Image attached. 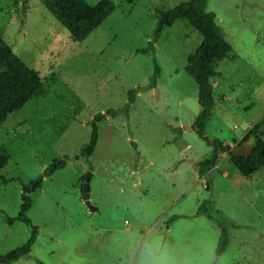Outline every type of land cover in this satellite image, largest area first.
<instances>
[{
	"label": "rangeland",
	"instance_id": "obj_1",
	"mask_svg": "<svg viewBox=\"0 0 264 264\" xmlns=\"http://www.w3.org/2000/svg\"><path fill=\"white\" fill-rule=\"evenodd\" d=\"M83 1L94 6L101 0ZM110 1L114 13L77 42L43 0H0V37L49 91L0 126L7 158L0 174L8 181H0V257L32 236V227L16 220L23 185L68 158L30 195L27 216L38 237L30 255L13 264H264V166L246 177L225 153L200 182L191 164L213 153L192 130L201 107L186 72L203 37L180 20L162 32L154 52L137 53L153 42L158 13L188 0ZM208 11L235 59L218 63L205 132L232 150L264 119V0H208ZM154 57L161 68L157 88L137 96L128 119L103 120L93 156L76 160L95 115L122 109L130 90L150 83ZM89 172L94 213L82 199ZM205 202L214 220L198 214ZM175 216L182 218L168 227ZM222 220L230 241L217 256Z\"/></svg>",
	"mask_w": 264,
	"mask_h": 264
},
{
	"label": "trees",
	"instance_id": "obj_2",
	"mask_svg": "<svg viewBox=\"0 0 264 264\" xmlns=\"http://www.w3.org/2000/svg\"><path fill=\"white\" fill-rule=\"evenodd\" d=\"M46 10L68 31L70 36L77 42L85 41L94 33L116 10V6L110 0H101L92 6L83 0H43ZM158 21L153 35V42L149 43L147 49L138 50V54L147 55L154 52V43L162 32L172 27L177 21H186L202 37L203 41L197 51L189 56L186 72L194 79L198 86V101L201 112L197 116L192 130L205 142L213 147L210 159L203 160L197 164L198 173L205 177L206 173L216 167L220 154L228 153L229 159L240 173L246 177L252 176L259 168L264 166V139L262 129L264 119L257 122L243 137L239 145H251L253 152L249 157H234L231 154V147L218 139L211 140L206 136L205 128L213 118L214 110V83L218 76V63L226 58H231L233 48L227 41L223 29L216 22V14L208 11V0H188L169 11L158 13ZM232 59H235L232 56ZM154 73L150 83L144 87L130 90L128 92V104L120 110H108L105 114H97L91 122V134L89 142L84 145L76 160L84 158L89 160L97 147L99 140V125L107 117L117 118L125 115L129 118L130 108L136 102L140 93L157 88V81L161 68L154 57ZM43 80L35 71L29 70L22 61L10 50L9 46L0 37V126L7 120L8 116L21 111L26 104L34 98L48 95ZM68 158L55 160L46 168L36 180L28 185H23L22 205L16 220H19L32 227V236L26 244L15 249L6 256L0 257V264H13L20 258L27 257L38 237V228L28 218L27 213L31 209L32 201L30 195L41 188L44 179L53 176L58 170L66 167ZM7 164V158L0 150V173ZM92 169V166L90 167ZM2 184L8 181L0 174ZM210 189L209 186L206 187ZM198 214H205L209 219L214 220L215 216L209 210L208 202L199 207ZM180 216L173 217L168 222V227L181 219ZM15 219H10L12 224ZM221 230L216 255L221 256L229 245L230 237L225 221L219 222ZM38 264H43L38 262Z\"/></svg>",
	"mask_w": 264,
	"mask_h": 264
},
{
	"label": "water",
	"instance_id": "obj_3",
	"mask_svg": "<svg viewBox=\"0 0 264 264\" xmlns=\"http://www.w3.org/2000/svg\"><path fill=\"white\" fill-rule=\"evenodd\" d=\"M253 152V147L251 145H238L231 150V154L234 157H249ZM137 167H135L136 171ZM92 174L89 172L82 181V199L86 205V209L91 213L98 211V208L93 206L90 202V179ZM135 180L138 182V174H135Z\"/></svg>",
	"mask_w": 264,
	"mask_h": 264
},
{
	"label": "crops",
	"instance_id": "obj_4",
	"mask_svg": "<svg viewBox=\"0 0 264 264\" xmlns=\"http://www.w3.org/2000/svg\"><path fill=\"white\" fill-rule=\"evenodd\" d=\"M245 135H246V134H244V135L242 136V138H243ZM226 145H227V144H226ZM229 146H231V145H229ZM188 148H189V146H188V147H185V148L179 153V156H180V157H183V156L186 154ZM212 152H213V151H212ZM221 157H225V158H227V155H226V154H220V158H221ZM219 161H220V159H219ZM219 161H218L217 166L214 167V168H212L211 170L216 169V168L219 167V164H220ZM198 163H199V162L191 161V164H193V165H196V164H198ZM203 179H204V177H201V176L199 175V180H200V182H201Z\"/></svg>",
	"mask_w": 264,
	"mask_h": 264
}]
</instances>
